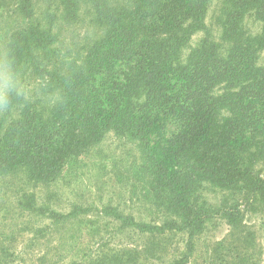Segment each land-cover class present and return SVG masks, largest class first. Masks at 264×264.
<instances>
[{"label": "trees", "instance_id": "trees-1", "mask_svg": "<svg viewBox=\"0 0 264 264\" xmlns=\"http://www.w3.org/2000/svg\"><path fill=\"white\" fill-rule=\"evenodd\" d=\"M211 2L0 0V54L9 51L31 89L27 99H14L0 110V206L27 220L18 239L14 231L0 236V264L40 263L30 256L48 239L56 241L60 255L61 230L94 215L157 238L186 233V252L165 264H187L207 222L218 213L241 212L238 204L227 212L221 203L217 209L199 206L204 203L187 194L189 185L211 182L223 191L243 192L252 206L264 191V179L253 172L264 163V68L258 64L264 0L223 1L221 44L205 24ZM248 15L262 26L254 47L243 46L250 41L243 32ZM81 23L95 30L89 45L79 54L64 50L60 32ZM200 31L206 37L185 61L183 54ZM224 110L231 116L225 133L209 135ZM111 132L148 145L145 154L159 162L158 169L145 162L158 177L144 184L167 190L159 193L165 198L158 206L166 210L160 223L139 221L112 205L84 207L75 200L65 205L54 190L72 163ZM200 146L211 153L202 166H192L189 153ZM176 159L180 170L174 169ZM6 181L11 187L18 183L19 190L3 193ZM26 183L31 190L22 188ZM228 220L233 223L231 216ZM82 252L84 264H145L131 250L112 254L98 245L89 255Z\"/></svg>", "mask_w": 264, "mask_h": 264}, {"label": "rangeland", "instance_id": "rangeland-1", "mask_svg": "<svg viewBox=\"0 0 264 264\" xmlns=\"http://www.w3.org/2000/svg\"><path fill=\"white\" fill-rule=\"evenodd\" d=\"M223 1L212 0L205 22L210 31V38L220 44L222 36H220L221 30L218 28V16ZM243 25V32H247V38L250 40L246 41L247 45L243 46L254 47L255 37L262 33L261 23L256 17L248 15ZM88 26V23H81L75 28L64 27L59 37L63 43V49L79 54V50L86 48L91 37L95 34L93 33L95 30ZM205 37L206 35L202 31L192 37L183 54L185 61L196 50L195 48L200 46V42ZM227 52L223 53V57ZM258 61L259 66L264 68V50H261ZM230 117V113L224 110L217 117L214 130L208 134L214 136L224 134ZM202 147L200 146L189 153V156L192 157L190 160L192 166H202L203 158L210 155L211 148L209 149V146ZM148 150H150L148 145L121 139L111 132L103 143L93 149L85 158L72 163L73 165L69 167V170H66L64 178L55 186L54 190L65 205L70 200L78 201L80 205L92 208L112 205L125 214H133L139 221L160 223L161 216L166 213V210L158 206L162 202L160 198H165L159 193H165L167 190L144 184V179L151 181L158 177L150 174L149 169L144 165L145 162L155 165L157 169L160 166L154 157L152 161L145 154ZM238 158L247 159H242L240 156ZM179 162L177 159L175 160L174 164H177L174 166L175 170L178 167L180 170L182 165ZM253 170L255 178L264 179V163L259 162ZM145 176L147 177L144 178ZM4 185L2 192L10 195L20 188L18 183H15L13 187L8 182ZM26 185L22 188L31 190L29 184L26 183ZM144 189L147 190L146 193ZM186 191L189 196L196 197L198 202L201 199V202L204 203L199 205L201 207L211 206L217 209L221 203V207L227 212L236 204L241 206L238 216H234L230 212H227L226 215L218 213L206 223L205 229L194 239L195 251L187 264H238L241 258H244V264H264V227L262 226L264 191L254 196L250 207L247 196L243 192L223 191L211 182L189 185ZM145 196L152 200L150 202L143 201ZM230 216L233 219L232 224L228 220ZM90 221H93L94 227L89 225ZM26 222V217L16 209L0 206V236L14 231L18 239L22 224ZM61 231L63 236L59 246L60 255L55 249L56 241L48 239L44 247L34 256L27 254V260L30 256L35 262L40 260V263L37 264H84L82 249H86L89 255L100 245L105 251H110L112 254L122 255V250L135 251L139 263L165 264L170 259L181 257L186 252L188 243L187 235L183 232H173L165 237L157 238L135 230L124 229L117 222L104 221L95 215L90 220L85 219L80 225H70ZM59 236L61 235H57L58 238ZM43 252L46 254L43 255Z\"/></svg>", "mask_w": 264, "mask_h": 264}, {"label": "clouds", "instance_id": "clouds-1", "mask_svg": "<svg viewBox=\"0 0 264 264\" xmlns=\"http://www.w3.org/2000/svg\"><path fill=\"white\" fill-rule=\"evenodd\" d=\"M30 92V87L21 81L14 60L5 49L0 54V110L9 108L14 99H27Z\"/></svg>", "mask_w": 264, "mask_h": 264}]
</instances>
